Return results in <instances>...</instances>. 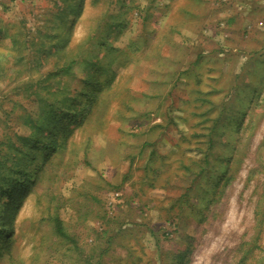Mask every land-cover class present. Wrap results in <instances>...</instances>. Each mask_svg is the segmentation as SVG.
<instances>
[{
  "label": "rangeland",
  "instance_id": "rangeland-1",
  "mask_svg": "<svg viewBox=\"0 0 264 264\" xmlns=\"http://www.w3.org/2000/svg\"><path fill=\"white\" fill-rule=\"evenodd\" d=\"M0 151V264H264V0H0Z\"/></svg>",
  "mask_w": 264,
  "mask_h": 264
},
{
  "label": "trees",
  "instance_id": "trees-1",
  "mask_svg": "<svg viewBox=\"0 0 264 264\" xmlns=\"http://www.w3.org/2000/svg\"><path fill=\"white\" fill-rule=\"evenodd\" d=\"M71 64H72V63H71ZM71 64L68 65V67H67L68 69L71 67ZM53 144L55 145V143H53ZM6 161H7L6 156L4 155V153H2V151H0V167H1V166H4V164L7 163ZM13 171H14V170H13ZM1 172H2V171H1V169H0V176H2V174H3V173H1ZM14 172L17 173L18 170H15ZM25 174H26L25 176L27 177V181H25V183H28V182H29V179H28V178H29V173H25ZM0 187L3 188L4 186L0 185ZM3 191H4V192H3L4 194H7V193H9V192H8V191H9V188H7V189H3ZM15 193H16V192H15ZM12 195H14V194H12ZM60 225H61V224L58 223V231L60 232L61 235H63V236H67L66 233H65V232L63 231V229L61 228Z\"/></svg>",
  "mask_w": 264,
  "mask_h": 264
}]
</instances>
